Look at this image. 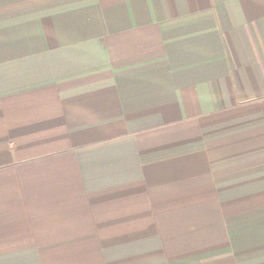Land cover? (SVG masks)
Returning a JSON list of instances; mask_svg holds the SVG:
<instances>
[{
	"label": "crops",
	"instance_id": "0c3cea01",
	"mask_svg": "<svg viewBox=\"0 0 264 264\" xmlns=\"http://www.w3.org/2000/svg\"><path fill=\"white\" fill-rule=\"evenodd\" d=\"M0 264H264V0H0Z\"/></svg>",
	"mask_w": 264,
	"mask_h": 264
}]
</instances>
